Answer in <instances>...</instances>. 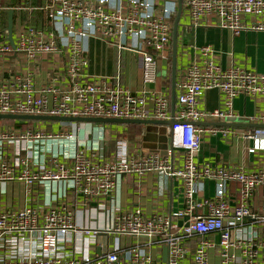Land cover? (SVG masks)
<instances>
[{
    "label": "built area",
    "instance_id": "1",
    "mask_svg": "<svg viewBox=\"0 0 264 264\" xmlns=\"http://www.w3.org/2000/svg\"><path fill=\"white\" fill-rule=\"evenodd\" d=\"M48 18L66 31L72 51L65 66L67 84L35 89L29 76L0 81V115H30L72 118H113L123 120L171 119L169 99L163 93L142 91L133 94L119 84L98 87L84 79L86 60L79 40L94 37L120 42L121 38L141 39L142 81L156 79V59L167 60L172 35L174 3L154 5L145 0H116L114 8H104L89 0H49ZM190 23H202L227 30L233 35L254 31L264 33V0H185ZM245 18H250L246 21ZM54 32L22 26L12 48L0 32V56L24 54L33 61L39 55L57 52ZM174 125L167 127L170 139L166 156L146 153L125 154L117 143L111 158L105 159L87 146L79 149L75 135L67 129L46 132L37 128H6L0 132V264H208V251L217 248L218 264H264V166L247 172L242 168L198 166L195 157L204 138L235 137L232 128L200 126V122H225L236 116L237 97H264V75L238 67L222 69L214 51L199 49V58L177 75ZM222 94V107L212 111L198 108L207 91ZM151 103V106L148 105ZM264 125V111L248 118ZM71 126H75L71 124ZM250 142L247 152H264V128L242 134ZM180 163L172 165L174 152ZM156 173L179 182L184 207L170 214L145 215L140 208L114 213L112 206L117 180L121 176ZM219 182L226 194L216 199L197 200L198 183ZM22 184L23 205L10 204L7 186ZM238 185L236 205L229 203L228 185ZM57 184L59 191L45 197L41 186ZM42 196V199H38ZM259 196L257 209L253 202ZM206 208L203 215L197 210ZM80 214V221H78ZM107 222L100 224L98 219ZM262 227L263 239L254 233L244 240L231 238V227L243 219ZM137 240L121 249L97 245L100 253L91 256L88 240L99 235ZM75 237L81 245L72 252L65 247ZM197 238L191 248L187 242ZM85 240V243H84ZM150 246L166 249V263L154 258ZM241 250L240 261L233 250Z\"/></svg>",
    "mask_w": 264,
    "mask_h": 264
},
{
    "label": "crops",
    "instance_id": "2",
    "mask_svg": "<svg viewBox=\"0 0 264 264\" xmlns=\"http://www.w3.org/2000/svg\"><path fill=\"white\" fill-rule=\"evenodd\" d=\"M92 3L104 8H114L116 0H89ZM154 5L174 3L177 6L178 0H145ZM182 0V14L177 29L176 45V79L180 70L187 64L199 58V49L205 46L210 47L215 54V62L222 68L238 67L246 71L264 75V33L246 31L233 35L227 30L201 24L193 26L190 23L188 13ZM49 0H0V32L5 41L9 44L7 28L9 21L12 24V40L15 43L17 35L22 26H30L44 32H54V44L57 52L52 54L39 55L33 61L26 59L24 54L11 53L5 57L0 56V81L15 76H29L35 89L53 84L55 87H64L67 84L65 66L71 55V39L66 31L60 30L58 24H53L48 18L47 6ZM177 10V9H176ZM176 14V13H175ZM175 15L171 21L173 24ZM250 21V18H245ZM172 36V35H171ZM120 42L103 41L94 37L81 38V56L86 60L87 66L84 71V79L96 86H109L119 84L133 94H140L142 91L151 93H163L171 103V68H172V45L167 60L156 59V76L160 79L157 86L156 79L152 85H144L142 81V51L141 39L138 36L121 38ZM10 45V44H9ZM165 79V80H164ZM176 83V82H175ZM159 88V89H157ZM223 96L215 90L207 91L199 100L198 108L205 111H212L222 107ZM151 106V103L148 105ZM176 90H175V109ZM171 109V107H170ZM235 117L225 121L230 124L227 128L234 129L235 137L204 138L200 150L195 157L198 166H224L226 168H242L252 172L264 166V152L256 155L249 154L247 148L250 142L243 139L242 134L253 130L255 124L250 123L248 118L264 111V97L258 96L255 99L237 97L233 101ZM21 122V121H20ZM25 122V121H22ZM4 123V124H3ZM26 127H12L19 129L37 128L46 132H60L67 129L73 133L78 141L79 149L87 146L94 149L98 155L108 159L115 154L117 143L122 141L125 145V154L129 156H140L147 150L142 148L141 137L144 134V127L140 125H98V124H77L59 122H31ZM215 122H200V126H209ZM10 121L0 120V132L8 128ZM181 153L174 152L173 166L180 163ZM43 196L53 195L61 189L60 185L48 184L40 187ZM197 200H214L221 194H226L224 187L212 180H205L198 183ZM238 185L230 183L227 194L229 203L236 205L238 198ZM8 202L23 205L22 184H9L7 186ZM112 206L109 209L114 213L129 212L140 208L147 215L170 214L183 209V198L180 184L175 179H169L156 173H146L143 176L131 175L121 176L117 180ZM42 199V196L40 198ZM259 196L253 202L257 209ZM206 208L197 210L203 215ZM78 214V221H80ZM100 224L107 222L105 218L98 219ZM256 233L259 239H263L262 227L250 219H243L231 227V238L244 240ZM90 242L88 253L91 256L98 255L99 244L105 248L112 249L118 246L122 250L137 244V240L131 238L116 237L114 235L99 234L93 243ZM197 238L187 242L193 248ZM85 243V240H84ZM81 245L79 237H75L67 243L66 252L75 251ZM164 247L150 246L148 252L162 262ZM235 259L242 258L241 250H233ZM163 263V262H162ZM219 256L217 248L208 251V264H218ZM182 264H193L191 260L185 259Z\"/></svg>",
    "mask_w": 264,
    "mask_h": 264
},
{
    "label": "water",
    "instance_id": "3",
    "mask_svg": "<svg viewBox=\"0 0 264 264\" xmlns=\"http://www.w3.org/2000/svg\"><path fill=\"white\" fill-rule=\"evenodd\" d=\"M182 0L177 2V10L172 24V68H171V119L167 121L160 120H123L113 118H72V117H50V116H30V115H0V120L7 121H31V122H59V123H77V124H98V125H140L144 127V134L141 137L142 148L149 153H158L160 156H166L169 150L170 139L167 135V127L175 124L173 115L175 111V82H176V45L177 29L182 14ZM12 24L9 21L7 33L9 44L14 48L12 40ZM212 126L228 127L226 122H215ZM255 128H264V125H255ZM166 249L163 250L162 262L166 263Z\"/></svg>",
    "mask_w": 264,
    "mask_h": 264
},
{
    "label": "trees",
    "instance_id": "4",
    "mask_svg": "<svg viewBox=\"0 0 264 264\" xmlns=\"http://www.w3.org/2000/svg\"><path fill=\"white\" fill-rule=\"evenodd\" d=\"M7 121V120H5ZM10 124H14L15 126H18V127H26L28 125H30V123H27V122H20V121H10Z\"/></svg>",
    "mask_w": 264,
    "mask_h": 264
},
{
    "label": "rangeland",
    "instance_id": "5",
    "mask_svg": "<svg viewBox=\"0 0 264 264\" xmlns=\"http://www.w3.org/2000/svg\"><path fill=\"white\" fill-rule=\"evenodd\" d=\"M165 80V79H164ZM159 83H160V79H158L157 78V76H156V84H157V86L159 85ZM157 89H159V88H157ZM4 124V123H3ZM12 126H11V124L9 125V128H11Z\"/></svg>",
    "mask_w": 264,
    "mask_h": 264
}]
</instances>
